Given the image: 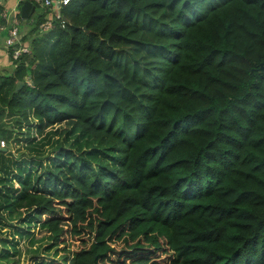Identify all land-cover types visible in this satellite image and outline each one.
<instances>
[{"label":"trees","instance_id":"trees-1","mask_svg":"<svg viewBox=\"0 0 264 264\" xmlns=\"http://www.w3.org/2000/svg\"><path fill=\"white\" fill-rule=\"evenodd\" d=\"M33 6L0 264H264V0H71L45 31Z\"/></svg>","mask_w":264,"mask_h":264},{"label":"built area","instance_id":"built-area-1","mask_svg":"<svg viewBox=\"0 0 264 264\" xmlns=\"http://www.w3.org/2000/svg\"><path fill=\"white\" fill-rule=\"evenodd\" d=\"M24 0H16L11 8L5 7L2 12V17L5 19L6 24L0 25V32H6L5 45L6 49L10 50L11 58L16 59L23 53H29L30 46L28 41H24L20 37V26L22 25V17L20 14V6ZM30 1V0H29ZM33 5L37 4L43 13L44 19L42 20V29L48 30L52 27L54 21H59L60 25H65L67 20L64 18L62 9L71 0H32ZM21 4V5H20ZM20 28V29H19ZM27 84L31 85L30 78L26 79ZM8 143L5 139H0V150H6ZM8 153L15 154L14 149L8 148Z\"/></svg>","mask_w":264,"mask_h":264},{"label":"rangeland","instance_id":"rangeland-1","mask_svg":"<svg viewBox=\"0 0 264 264\" xmlns=\"http://www.w3.org/2000/svg\"><path fill=\"white\" fill-rule=\"evenodd\" d=\"M4 4H6L7 8H11L14 4V0L5 1ZM20 28H21V31H20L21 39H23L24 41H28L27 40L28 39L27 37L29 36V33H27V31L29 30L28 27L25 24H23L20 26ZM5 39H6V35L1 36V38H0V72L9 71L11 69V66H12L10 60L9 61L7 60V49L5 46ZM16 128H17V126H16ZM17 147L20 148V150H21L20 152H24L25 154H29L27 148L23 144L19 143V144H17ZM48 148H50V146L46 147V149H48ZM13 149L15 150L14 147H13ZM15 153L18 154L19 152H15ZM48 153H49V151H48ZM11 157L13 159H15V156L11 155ZM18 157H19V155L16 156V158H18ZM69 248L71 250H76L77 246L71 245V246H69ZM44 258L49 259L48 256L44 257ZM10 264H13V263H10ZM20 264H22V263H20ZM23 264H28V260L25 259Z\"/></svg>","mask_w":264,"mask_h":264},{"label":"water","instance_id":"water-1","mask_svg":"<svg viewBox=\"0 0 264 264\" xmlns=\"http://www.w3.org/2000/svg\"><path fill=\"white\" fill-rule=\"evenodd\" d=\"M31 10H34V6L29 0H24L22 5L20 6V14L23 19H27ZM258 71L264 72V64L260 63L257 68ZM24 85L23 81H19L16 84L15 90L19 89Z\"/></svg>","mask_w":264,"mask_h":264},{"label":"crops","instance_id":"crops-1","mask_svg":"<svg viewBox=\"0 0 264 264\" xmlns=\"http://www.w3.org/2000/svg\"><path fill=\"white\" fill-rule=\"evenodd\" d=\"M6 1H8V0H6ZM15 1H16V0H14V3H15ZM6 7H7V6H6Z\"/></svg>","mask_w":264,"mask_h":264},{"label":"clouds","instance_id":"clouds-1","mask_svg":"<svg viewBox=\"0 0 264 264\" xmlns=\"http://www.w3.org/2000/svg\"><path fill=\"white\" fill-rule=\"evenodd\" d=\"M65 2H67V0H65Z\"/></svg>","mask_w":264,"mask_h":264}]
</instances>
